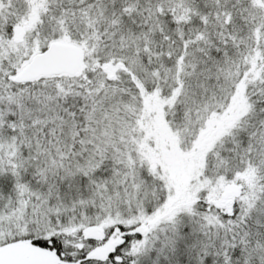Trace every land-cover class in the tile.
<instances>
[{
  "label": "snow or ice",
  "instance_id": "snow-or-ice-1",
  "mask_svg": "<svg viewBox=\"0 0 264 264\" xmlns=\"http://www.w3.org/2000/svg\"><path fill=\"white\" fill-rule=\"evenodd\" d=\"M0 264H264V0H0Z\"/></svg>",
  "mask_w": 264,
  "mask_h": 264
}]
</instances>
